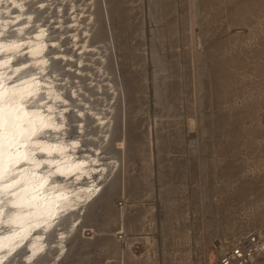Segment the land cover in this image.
I'll return each mask as SVG.
<instances>
[{
    "label": "rangeland",
    "instance_id": "374dc122",
    "mask_svg": "<svg viewBox=\"0 0 264 264\" xmlns=\"http://www.w3.org/2000/svg\"><path fill=\"white\" fill-rule=\"evenodd\" d=\"M91 13L119 167L58 264H210L264 240V0H93Z\"/></svg>",
    "mask_w": 264,
    "mask_h": 264
},
{
    "label": "snow or ice",
    "instance_id": "6c2138e0",
    "mask_svg": "<svg viewBox=\"0 0 264 264\" xmlns=\"http://www.w3.org/2000/svg\"><path fill=\"white\" fill-rule=\"evenodd\" d=\"M14 7L22 9L23 5ZM16 31L15 37L0 32V54H6L0 59V253L7 255L36 229L47 232L53 228L74 207L72 196L77 200L81 194L90 198L99 190L94 184L75 190L78 182L99 168L86 169L85 161L70 154V149L74 151L80 145L68 131L72 124L65 113L77 110L52 82L67 83L50 68L51 61L59 57L43 56L47 45L41 37L45 30L40 28L35 42L23 38L22 28ZM26 44L27 54L22 51ZM52 47L57 45L53 43ZM29 68L34 71L22 76ZM71 95L77 93L72 91ZM83 127L81 123V132ZM90 163L95 166L98 161Z\"/></svg>",
    "mask_w": 264,
    "mask_h": 264
},
{
    "label": "bare ground",
    "instance_id": "6f19581e",
    "mask_svg": "<svg viewBox=\"0 0 264 264\" xmlns=\"http://www.w3.org/2000/svg\"><path fill=\"white\" fill-rule=\"evenodd\" d=\"M93 0H3L0 3V32L15 37L16 30L23 29L24 39L31 38L36 41L40 28L45 30V35L41 37L47 48L43 56H58L53 59L50 68L55 69V75L62 77L67 83H56V87L62 89V96L69 99L72 107L77 111L71 114L65 113V117L70 115L72 127L68 130L75 139L79 141L80 147L74 151L70 149V154L86 162V169L98 167V171H93L78 182L79 188H87L94 184L99 190L94 191L90 198H85V194L80 195L75 201L74 207L64 214L58 223L49 231L36 229L32 236L20 243L11 255L0 253V264H58L59 260L66 254L68 239L78 229L84 233L86 226L83 218L88 209L98 201L107 186L113 180L118 167L119 159L108 147L111 137V130L114 123V100L116 89L108 78L104 69L105 53L101 52L97 45L91 42L92 29L90 25L93 21L91 13ZM14 4H22L23 7L16 8ZM43 5V7H40ZM44 10V14L39 16L37 12ZM40 14V13H39ZM32 19L29 20L28 17ZM19 17V19H17ZM55 43L57 47L53 48ZM27 54L28 45L22 49ZM6 54H0V59ZM89 55V58L86 57ZM67 57V59H65ZM24 59V57H19ZM31 61V57H28ZM97 60V63L91 64ZM13 66L16 60H13ZM86 64H91L96 78L86 68ZM89 66V65H88ZM8 71V69H3ZM34 71L25 69L21 75ZM86 78L85 86L82 79ZM103 87L106 96L102 94ZM93 89L90 95L86 89ZM72 91L77 93L72 96ZM108 96V97H107ZM83 101L80 103L79 101ZM87 105V107H85ZM83 111L84 116L78 114ZM83 124V132L79 125ZM97 153L99 155H97ZM97 160L98 164L93 166L90 161ZM122 220V216H121ZM121 234L124 232L123 224L119 228ZM91 233L93 230L90 229ZM37 235L42 236V240H35ZM264 251L262 248L261 252ZM260 252V253H261ZM259 253V254H260ZM256 257V256H255ZM251 259L252 264H259L256 259ZM123 262V260H122Z\"/></svg>",
    "mask_w": 264,
    "mask_h": 264
},
{
    "label": "built area",
    "instance_id": "2783aa9c",
    "mask_svg": "<svg viewBox=\"0 0 264 264\" xmlns=\"http://www.w3.org/2000/svg\"><path fill=\"white\" fill-rule=\"evenodd\" d=\"M118 206H122L119 202ZM119 240L122 237H118ZM264 248V240L256 234H249L227 249L210 264H251V259Z\"/></svg>",
    "mask_w": 264,
    "mask_h": 264
}]
</instances>
